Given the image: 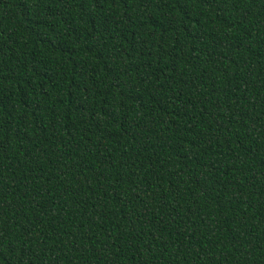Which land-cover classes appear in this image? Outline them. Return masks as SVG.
<instances>
[{
	"label": "trees",
	"instance_id": "trees-1",
	"mask_svg": "<svg viewBox=\"0 0 264 264\" xmlns=\"http://www.w3.org/2000/svg\"><path fill=\"white\" fill-rule=\"evenodd\" d=\"M0 264H264V0H0Z\"/></svg>",
	"mask_w": 264,
	"mask_h": 264
}]
</instances>
